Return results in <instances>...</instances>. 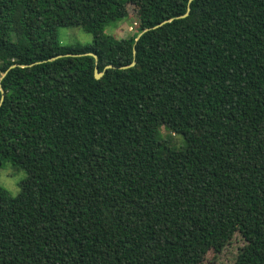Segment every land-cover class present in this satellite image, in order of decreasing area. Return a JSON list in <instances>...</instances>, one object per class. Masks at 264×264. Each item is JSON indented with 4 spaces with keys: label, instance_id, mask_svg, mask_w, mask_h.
<instances>
[{
    "label": "trees",
    "instance_id": "obj_1",
    "mask_svg": "<svg viewBox=\"0 0 264 264\" xmlns=\"http://www.w3.org/2000/svg\"><path fill=\"white\" fill-rule=\"evenodd\" d=\"M8 162L0 264H201L237 232L264 264V0H0Z\"/></svg>",
    "mask_w": 264,
    "mask_h": 264
},
{
    "label": "rangeland",
    "instance_id": "obj_2",
    "mask_svg": "<svg viewBox=\"0 0 264 264\" xmlns=\"http://www.w3.org/2000/svg\"><path fill=\"white\" fill-rule=\"evenodd\" d=\"M130 14L127 19L120 22H112L105 28V33L115 37H130L139 31V21L137 19V8L129 7ZM59 40L64 45H87L93 42V35L79 27H59ZM162 134L171 144L176 147L184 145L181 134L173 133L162 127ZM27 178L24 169L14 167L11 163H6L0 170V185L4 187L12 196H16L21 191V182ZM245 241L241 234L237 232L232 240L221 250L215 252L210 250L201 264H234L237 260Z\"/></svg>",
    "mask_w": 264,
    "mask_h": 264
},
{
    "label": "water",
    "instance_id": "obj_3",
    "mask_svg": "<svg viewBox=\"0 0 264 264\" xmlns=\"http://www.w3.org/2000/svg\"><path fill=\"white\" fill-rule=\"evenodd\" d=\"M188 11H189V8H188ZM188 11H187L184 15H182V17L187 16V15H188ZM165 22H167V20L164 21V22L159 23L158 26L164 24ZM139 36H140V35H139ZM139 36H138V37H139ZM88 54L94 56V57L97 59V56H96L95 54H93V53H88ZM134 65H135V61H132L131 64H129V65H125V66H123V68H127V67L134 66ZM14 66H15V65H12L11 67H14ZM110 67H112V66H111V65H108V66L105 67V69H106V68H110ZM103 75H104V72H99L98 67L96 66V67H95V77H96L97 79H99V78H101Z\"/></svg>",
    "mask_w": 264,
    "mask_h": 264
}]
</instances>
